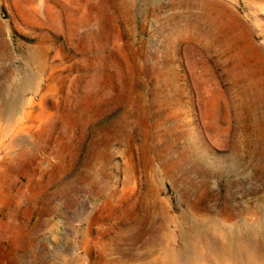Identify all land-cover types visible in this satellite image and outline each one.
I'll list each match as a JSON object with an SVG mask.
<instances>
[{
    "label": "rangeland",
    "instance_id": "1",
    "mask_svg": "<svg viewBox=\"0 0 264 264\" xmlns=\"http://www.w3.org/2000/svg\"><path fill=\"white\" fill-rule=\"evenodd\" d=\"M263 224L264 0H0V264H264Z\"/></svg>",
    "mask_w": 264,
    "mask_h": 264
},
{
    "label": "bare ground",
    "instance_id": "2",
    "mask_svg": "<svg viewBox=\"0 0 264 264\" xmlns=\"http://www.w3.org/2000/svg\"><path fill=\"white\" fill-rule=\"evenodd\" d=\"M261 230H262V228H261ZM238 231H239V228H237V229H235L234 227L229 228L228 231H227L228 234H226V236H228V237H227V240L225 242H221V240L224 239V236H225L222 229H219V228H216V227L211 228L210 226H209V228H206V226H202V227L200 226V228H197V230L195 232H196V237L198 238L197 240L199 242H201L204 247L218 246L221 249L222 248L226 249L227 246L229 247L230 245H232L235 242L234 241V238L237 237ZM209 232L211 233V235H209ZM258 232L256 230L253 231V233L258 234L259 235V238L261 240H263V242H264V233H263V231H260L259 233ZM250 233H251V231H250ZM207 234L209 236H207ZM241 239L244 242H246V239H248V238L243 235L241 237ZM220 243H222V244H220ZM223 252H224V250H223ZM235 252H237V251H234V253ZM220 254H222V253L220 252ZM227 260H228V258H227ZM222 261H224V260L222 259ZM183 263L185 264V262L181 259L180 255L174 250V248L173 249L172 248H169V249L165 250L164 257H163L162 261L157 262L156 264H183Z\"/></svg>",
    "mask_w": 264,
    "mask_h": 264
}]
</instances>
